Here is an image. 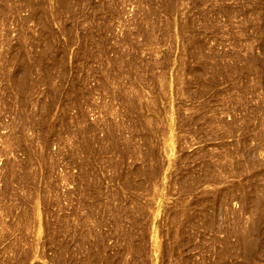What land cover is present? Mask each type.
<instances>
[{
    "label": "rangeland",
    "instance_id": "374dc122",
    "mask_svg": "<svg viewBox=\"0 0 264 264\" xmlns=\"http://www.w3.org/2000/svg\"><path fill=\"white\" fill-rule=\"evenodd\" d=\"M10 26L0 90L48 86L53 122L5 162L0 264H264V0H0Z\"/></svg>",
    "mask_w": 264,
    "mask_h": 264
},
{
    "label": "built area",
    "instance_id": "2783aa9c",
    "mask_svg": "<svg viewBox=\"0 0 264 264\" xmlns=\"http://www.w3.org/2000/svg\"><path fill=\"white\" fill-rule=\"evenodd\" d=\"M23 13L27 12H22V16H24ZM2 29H4V33L3 31L0 32V47L5 41H10L11 44H19L23 36L20 31L17 33V27L10 26L8 34L5 27H2ZM5 61L19 64V58H5ZM21 63L24 64L25 62ZM4 79L3 77L2 80ZM12 86L16 87L17 85L8 83L0 90V186L7 157H18L20 155L18 142H16L18 137L24 134L26 139L30 140V144L37 149V152L34 151L30 154L31 160H47L50 157L49 152L51 150V143L49 144L48 138L51 134L53 109L51 104V109L49 108L50 93L48 86L40 88L37 83L34 84L36 88L30 91L32 92L31 100L28 97L21 98L17 91L9 90ZM8 146H11L12 151L7 152L6 148Z\"/></svg>",
    "mask_w": 264,
    "mask_h": 264
},
{
    "label": "bare ground",
    "instance_id": "6f19581e",
    "mask_svg": "<svg viewBox=\"0 0 264 264\" xmlns=\"http://www.w3.org/2000/svg\"><path fill=\"white\" fill-rule=\"evenodd\" d=\"M34 3V2H33ZM53 3V2H52ZM45 4H47V3H45ZM44 4V5H45ZM49 4V3H48ZM56 4V3H55ZM50 5V4H49ZM39 6V5H38ZM77 6V5H76ZM47 7V6H46ZM75 7V6H74ZM45 8V7H44ZM43 8V9H44ZM33 10V9H32ZM50 10V9H49ZM70 10H71V8H70ZM47 11V10H46ZM77 11V10H76ZM50 13V12H49ZM53 13V12H52ZM58 13V12H57ZM28 20V19H27ZM77 20V19H76ZM25 22V21H24ZM22 40V39H21ZM40 40V39H39ZM48 47V46H47ZM50 47V46H49ZM49 49H51V48H49ZM45 56V55H44ZM28 58V57H27ZM54 58V57H53ZM49 60V59H48ZM51 60V59H50ZM54 61V60H53ZM38 64V63H37ZM59 64V63H58ZM56 66V65H55ZM55 68V67H54ZM59 69H60V67H59ZM31 70V69H30ZM28 71V72H31V71ZM60 71V70H59ZM65 71V70H64ZM31 74V73H30ZM66 74V73H65ZM32 77V76H31ZM65 77V76H64ZM23 82H25V81H23ZM30 82V81H29ZM31 82H33V81H31ZM30 84V83H29ZM32 84H34V83H32ZM53 84V83H52ZM32 89V88H31ZM30 91V90H29ZM55 91V90H54ZM27 93H28V91H27ZM55 94V93H54ZM53 94V95H54ZM61 94V93H60ZM29 96V95H28ZM55 96V95H54ZM19 138V137H18ZM264 207V206H263ZM264 210V209H263ZM37 214V213H36ZM260 242V241H259ZM256 251V250H255Z\"/></svg>",
    "mask_w": 264,
    "mask_h": 264
}]
</instances>
